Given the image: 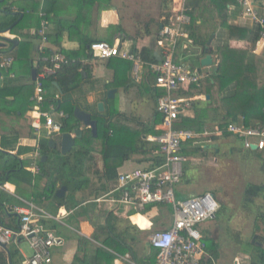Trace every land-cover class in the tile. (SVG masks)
<instances>
[{"label":"crops","instance_id":"1","mask_svg":"<svg viewBox=\"0 0 264 264\" xmlns=\"http://www.w3.org/2000/svg\"><path fill=\"white\" fill-rule=\"evenodd\" d=\"M174 1L164 0L159 8L149 7L151 6L152 0H9V2L3 0L0 3V10H3L9 4L12 6V16H18L15 24L26 17L24 24L27 26L18 31V33L11 32L10 29L13 26L8 27L10 29L3 35L9 39H17L18 43L14 46L4 43V47L0 50L2 55H10L14 58L13 65L8 70L0 68V70L7 71L10 74L8 79H4L0 71V90L10 81L11 85L8 86H12V88L9 89L21 88V93L15 95V92H11L8 97L0 99V106L4 104L6 107L5 112L8 111L10 113L7 112L8 122L0 123V151L12 155L19 151L20 155L17 158L21 163L20 168L29 171L32 176L31 181L28 182L12 177L9 178L8 173H5V181L0 184V191L14 196L18 201L15 206L27 208L30 203L49 216L41 217L35 213L32 218V225L39 233H51L63 240L62 246L55 247L52 250L50 264H154L156 251L149 245V235L155 230L168 228L171 224V216L168 207L151 205L141 215L131 205L117 201L119 191L115 190V187L118 175L137 168H144L149 163L153 164V162L139 163L141 161L139 160L140 158L123 161L116 168V179L107 182L105 178L106 168L103 165L104 162L101 155L103 143L100 141H92L89 143V148L92 152H96L94 154L96 159L95 167L99 172L98 175L89 176L88 178L79 177L73 191H70V188L66 185H62L59 181H56L57 183H55L52 191L54 199L43 196L36 199L37 201L33 203L32 195L34 184H36V178L41 176L39 163L43 164L46 160L51 161L55 160V158H53L54 155H51L52 157L46 158L42 163L41 158L44 156L37 149L41 141L47 140L49 146L51 140L46 138L43 132H40L39 136L35 132L34 124L36 125L37 121L32 116V104L30 102L35 81L32 82L31 80V71L35 70L40 60L43 61L51 54L68 55L79 59L83 67L88 68L89 79L87 80V75L84 69H82L80 71L82 74L80 80L82 87L71 95L74 102L80 106H83L86 102L92 110H96L97 105L103 103L101 100L102 96H107V91L109 90H115L112 99L109 100L116 99V106H114L113 102L108 105V109L112 110L113 108L118 112L119 117L116 119L120 120L121 125L129 127L130 129H138L141 131L140 135L142 137L145 132L143 130L152 127L157 122L155 124L156 131L161 133L159 127L162 122L160 123V118L154 114V104L149 99L150 92L149 94L146 93L148 91L146 89L148 86L147 77L142 74L141 65L139 66L137 77L132 75V69L130 72H123L118 79V86L107 90L106 86L113 80V69H119V64L123 68L120 62L123 61V64L127 65L129 61L120 58H115L111 63L99 61L95 58L90 60L86 58V52L84 51L88 47L86 45L87 42H106L109 44H119L121 50L133 52L134 49L136 50V54L142 52V54L146 53L150 56V53L153 54L155 51H159L160 53V49L157 46V34L162 25L171 23L173 19ZM182 1L179 0V3L181 4ZM12 2L16 5L11 4ZM200 2L201 0H198V5L194 12L190 11L192 13L191 22L185 26L191 44L187 43V49L183 50L178 44L177 49L179 47V51L175 49L176 55L173 59H176L177 63H184L183 59L186 57L184 53L190 50L189 55L192 58L195 59L198 57L201 53L202 44L206 41L207 50H211L212 65L210 67H202L200 65V60L207 55L206 53L197 61L198 67H200L198 69L203 73L204 77L213 73L214 67L218 63L216 51L227 44L233 49L250 50L257 55L264 54V48L258 41L254 44L245 41L229 42L227 28L218 20L216 5L213 4L212 0H209L208 4L212 10H204L201 8ZM229 8L231 11L228 20L229 25H239L246 29L256 27L249 20L244 19L241 12L236 13L232 10V7ZM43 20L47 24V43L44 45V50L51 51L47 56L39 50L40 39L38 31ZM35 22H38V26L33 25ZM21 42H26L29 45H27L25 50H21L20 58H22L16 59L17 49ZM189 55L187 54V56ZM179 92L181 91L174 94L175 97L191 99V102H203L209 99V96H207L208 99H206V96L189 98L180 95ZM47 93V96H61L58 89H50ZM28 94H30L29 97H27ZM143 99L149 102L151 106L147 102V105L143 104ZM183 117L193 118V108L187 110ZM55 120L59 119L55 116ZM240 120L241 118L236 122H240ZM216 121L214 117L211 118V120L207 121V126L211 128L217 125L218 123ZM39 123L43 125V120L41 119ZM78 129L81 132L88 130L82 125ZM149 135L155 134L149 133L146 136ZM14 138L17 141L13 147V151L1 149L3 139H5L6 144H10V140ZM92 138L94 137L92 136ZM52 140L55 148L49 147L60 151L61 136L54 137ZM77 140L79 139H75L73 148L78 145L76 143ZM232 140L240 142L232 135L227 138L218 136L215 141L212 140L211 142L220 141L221 146H226L224 142L232 144ZM151 144L155 145L154 143ZM202 147L207 148L206 145H202ZM238 149L243 150L246 155H249L247 153L249 150H245L243 146L242 149ZM36 150H38V155L34 157L33 155ZM215 150L217 151L218 149L215 147ZM155 152L152 150L142 151L138 149L133 154L139 157L145 155L157 156ZM249 157L251 156L249 155ZM70 162L73 163L74 160L72 159ZM32 163L37 165L38 174H33L29 170ZM260 164L262 165L261 162ZM185 167H183V175ZM262 171L261 173H263L264 179V170ZM43 186V182L36 184L38 193L41 192ZM63 187L66 188L64 196L62 198H56V192ZM103 187H106V190L101 192ZM245 189L246 186L244 187V191ZM176 190L177 197H180L178 195L180 184ZM201 192L199 191L195 195L201 194ZM209 192L215 197L213 192ZM55 198L66 199L67 201L71 199V201L67 203L68 206H60ZM216 200L218 201L217 198ZM107 204H111V207L108 209L106 208ZM5 213L16 216V223L18 224L21 215L16 214L14 211L11 212L4 207L3 211L0 210V218ZM153 215L156 216L153 219H148ZM39 220H44L46 222L45 226L38 227L35 223ZM142 220H144L145 224H143ZM216 220H213L212 223ZM208 223L211 225H207ZM208 223L202 227L200 226L199 231L203 236V241L206 239V246L207 243L212 242L218 250V259L213 261L212 264H224V260L221 259L220 243L218 242L220 235H218L219 228H213L212 223ZM215 229H217L216 232ZM215 234L218 236H215ZM95 235H97V238H95ZM254 238L251 241L252 245L256 243V246L261 247L262 245L256 242V235ZM23 242L27 244L29 251L23 249L21 246ZM7 245L9 252H14L12 257L10 254V259H8L6 254L8 264H20L24 257H29L32 254L26 239H13ZM250 252L246 253L241 251V254H243L245 261L249 259L251 263ZM235 259L241 264L237 257L232 259V264H234L233 260Z\"/></svg>","mask_w":264,"mask_h":264},{"label":"trees","instance_id":"2","mask_svg":"<svg viewBox=\"0 0 264 264\" xmlns=\"http://www.w3.org/2000/svg\"><path fill=\"white\" fill-rule=\"evenodd\" d=\"M6 1L9 2V0ZM208 1L209 0H201L200 5L202 9L211 11L212 8L209 6ZM212 2L217 7L218 20L222 22L227 28L229 42L245 41L254 44L256 41H258L259 35L257 27L246 29L239 25L228 24L229 13L231 12L229 7H232V10L236 13H242V8L240 5H238L237 0H212ZM11 4L16 5L14 2ZM197 5L198 0L185 1V13L189 15L190 22L192 17L191 12H194V10L197 8ZM11 7L12 6L9 4L3 10H0L1 30L7 29L10 24L18 20V16H12ZM24 19H26V17H24ZM24 19H21L17 24H15L10 29L11 32L18 33V31L26 28L27 26L24 24ZM37 24L38 22H35L33 25L38 26ZM189 29L191 28L189 27ZM92 43L94 42H87V49L85 51V48L83 49V51L86 52V58L90 60L94 59L91 56L89 50V46ZM206 43L207 41L202 44L201 53L195 58L196 62L199 61L200 57L207 52ZM27 45L29 44L26 42H21L19 44L17 55L15 56L16 59L20 58L21 50H25ZM50 53V50H44L45 56L49 55ZM133 53L136 55V50L133 49ZM138 54L140 55L142 61L140 64L141 72L147 77L148 86L146 89H148V91L146 93L149 94L150 92L149 99L154 104V114L160 118L159 121L161 123L162 118L156 112V103L159 97L165 95V92L164 90L156 87V74L150 66L151 63L156 64L157 61L151 53L150 56L146 53L142 54V52L137 53V55ZM216 54L218 56V63L216 67H214L212 74L205 76L200 81L199 86L192 85L186 89L179 90L181 91L179 93L182 96L190 98L196 96H209V99L203 102H192L191 108H193L194 117L187 118L179 116L178 120L174 124V128L177 130H192L195 132H201L205 128H210L207 126V121L214 117V119L217 120L216 122L218 123L217 125L219 128L223 130V137L226 138L230 137V135L225 132L227 124L236 122L240 118L243 119L244 126L246 128L251 127L264 130V54L257 55L250 50L233 49L229 44L219 48L216 51ZM37 55L40 56L38 53ZM65 57L69 62L61 65L60 69L54 75L49 76L43 81V87L47 92H49L50 89H58L61 94L58 99H55L53 95L47 96L45 100V108L54 103L55 110L64 113L65 117L63 118L61 127V134H63L73 133L79 128L80 124L73 116L74 109L78 107L81 111L89 113L91 120L96 122L97 136L92 138L90 133L91 131L89 129L84 130L82 132L81 138L76 142L78 145H76L75 148L71 150V152L64 156L61 155L60 151L51 149L48 146L47 140H43L39 143L40 154L46 158L54 155L53 158H55V160H46L43 164L39 163L41 176L36 178V184L43 182L44 186L41 188V192L38 193V187H36V184H34V191L32 195L33 203L37 201L36 199H39L43 196L45 198L52 197V199H54L52 191L55 183L58 181L60 184L66 185L68 188H70V191H73L77 180H79V177L88 178L89 176H95L99 174L95 167V155L89 148V143L92 141H100L103 143L101 155L104 162L103 165L106 168V176H104L107 182L114 181L116 179V168L123 161L140 158L139 160L141 161L138 160L139 163L152 161L154 166H159L162 161V158L159 156L145 155L139 157L138 155L133 154L138 149L142 151H156L158 149L156 145H153L146 140L147 134L152 133L158 135L160 133L156 131L155 128V124L157 122H155L152 127L143 130L145 132L143 133L142 138L140 135L141 131L138 129H130L129 127L121 125L120 120L116 119L119 117L118 112L113 108L112 110L108 109V105L112 104L114 100L107 99V96L103 95L101 98L104 104L103 113H98L97 109L92 110L90 106L86 104V102L83 106H80L78 103L72 100L71 95L75 93L77 89L82 87L80 84V80L82 78L80 71L84 69L88 80V68L83 67V64L79 59H75L68 55H65ZM115 58L116 57L107 60H98L111 63ZM175 61L177 62L176 59ZM120 63L123 68H121L119 64V69H113V80L106 86L107 90L117 87L119 84L118 79L120 74L123 72H130L132 69L131 62H126L127 65L123 64V61ZM43 66L44 62L40 60L35 67L36 73H38ZM8 84L11 85V82L9 81ZM9 88H12V86H4L0 90V99L8 97L11 92H15V95L21 93V88ZM230 89L232 90L228 91ZM29 95L30 94H28L27 97H29ZM0 110L3 111V108L1 107ZM216 139L217 137H212L205 141H215ZM16 141L17 139L14 138L10 140V144H6L5 139H3L1 149L13 151ZM201 143H204L202 139L192 140L185 146V148L182 149V153L190 158L195 154V152H203V150H201L202 146H199ZM190 145H194V148H189ZM247 153L252 157L255 156L261 159L262 168L264 170V149L255 152L249 150ZM19 155V151L14 155L0 151V184L5 181V173H8L9 178L12 177L22 181H31V173L24 168H20L21 163L17 158ZM72 159L74 160L73 163L70 162ZM105 190L106 187H103L101 192ZM263 195V184H247L243 193V199L245 203L251 204L254 199ZM56 201L60 206H68L67 203L70 202L71 199L70 201H67L66 199H56ZM16 203H18V201L14 196L0 191L1 211H3V208L5 207L13 212V208L15 207ZM110 207L111 204L106 205L107 209ZM146 208L148 209L150 207L146 206L145 210ZM224 208V206H221L219 214L224 210ZM142 212H140V214H142ZM154 216L156 215H153L151 219H153ZM16 221L17 217L9 213L3 214L0 218V223L4 227L12 230H16L18 228ZM35 224H37L38 227H41L43 225L45 226L46 222L44 220H39ZM254 234L256 235V242L262 246L259 247L252 245L251 242H240L242 251L246 253L251 251L250 264H264V215L257 216L254 223ZM42 235H44V233ZM95 238H97V235H95ZM203 242L206 246V239H204ZM206 251L208 258H203L201 264H212L213 261L218 259V250L216 245H214L212 242L209 244L207 243ZM10 254L12 257L14 252L11 251ZM0 264H8L6 253L3 250H0Z\"/></svg>","mask_w":264,"mask_h":264},{"label":"built area","instance_id":"3","mask_svg":"<svg viewBox=\"0 0 264 264\" xmlns=\"http://www.w3.org/2000/svg\"><path fill=\"white\" fill-rule=\"evenodd\" d=\"M184 0L179 10L173 14L171 23L162 27L157 42L161 49V62L153 65L155 85L164 90L165 95L159 97L156 103V112L162 118L158 136H148L149 142L159 146V154L162 163L152 166L149 163L144 168H137L118 175L115 190L119 191L117 201L131 205L137 212L144 211L146 206L157 205L168 207L171 216V224L168 228L153 231L148 240L149 244L157 250L155 264H200L205 255V244L199 227L207 221L214 219L219 209L218 203L209 192L190 197H177L176 188L183 176V165L188 162L182 155V146L200 137L220 136L221 129L214 126L212 130L205 129L201 132L189 130H177L174 123L179 116L190 109V99L176 98L173 94L189 86L200 84L204 75L197 69L184 64L173 62L175 48L178 42L188 40L185 26L190 23V17L184 11ZM242 8V17L249 20L258 28V43L264 48V0H237ZM40 39V52H44L47 43V24L43 20L38 31ZM190 42V41H188ZM91 56L99 60L121 58L133 64V75L136 77L139 58L128 50H121L119 44L106 42H94L89 46ZM14 62V58L0 54V68L8 70ZM44 66L38 72L33 84L32 116L37 124H34L36 135L44 130L47 138H53L60 134L61 120L64 113L55 110L54 103L45 108L47 91L43 87V81L54 75L61 65L68 63V59L61 54H51L44 60ZM55 99L59 95H55ZM55 116L59 121L55 120ZM43 120V125L39 123ZM228 134L236 137L243 144L244 149H250L254 144L258 150L264 149V130L258 128H246L243 119L238 123H229L225 129ZM39 149V147H37ZM38 150L34 157L38 155ZM29 170L38 174V167L32 163ZM116 201V202H117ZM13 211L21 215L19 227L11 230L0 224V245L9 244L11 240L24 238L29 243L31 256L24 257L20 264H50L52 250L63 245L60 237L51 233L42 235L32 225L34 214L41 217H49L42 210H38L32 204L27 208L15 206ZM234 264H239L236 259Z\"/></svg>","mask_w":264,"mask_h":264},{"label":"rangeland","instance_id":"4","mask_svg":"<svg viewBox=\"0 0 264 264\" xmlns=\"http://www.w3.org/2000/svg\"><path fill=\"white\" fill-rule=\"evenodd\" d=\"M163 2L164 0H152L149 7L159 8ZM14 24L15 22L10 24L9 27ZM190 52L191 50L184 53L186 57L183 59V62L200 68L196 60L189 55ZM201 70L203 69L201 68ZM0 71L4 79L9 78L10 74L7 71ZM116 102L117 100L115 99L114 106H116ZM146 102L144 100L143 104L147 105L149 103ZM148 105L151 106L150 103ZM0 107H4L3 111L0 110V123H6L8 122V115L5 112L6 107L4 104H1ZM203 142L199 146L206 145L207 148L202 147L201 150L203 152H195L184 165L186 167L180 182L178 195L181 198H185L195 195L199 191H202L201 193L213 192L220 206H224L225 208L220 214V211L216 214V221L213 223L212 221L215 219L207 221L201 227L211 222L213 228H219L218 235H220L218 242L220 243L221 259L224 260V264H232V259L236 257L241 264H249V259L247 258L248 260L245 261L243 254H241L242 247L240 242L249 243L253 240L255 236L254 222L257 216L264 214V195L254 199L251 204H247L243 199V191L247 184H264L263 173H261L263 172V168L260 164L262 161L255 156L252 157L250 155L251 157H249L243 150L238 149H242V146L237 140H232V144L224 142L226 146H221L220 141L211 142L203 140ZM214 146L218 149L217 151ZM189 148L193 149L194 145H190ZM142 222L145 224L144 220ZM207 225L211 224L208 223ZM216 231L217 229H215ZM218 235L215 234V236ZM21 244L23 249L29 251L25 242ZM253 245H256V243H253Z\"/></svg>","mask_w":264,"mask_h":264},{"label":"water","instance_id":"5","mask_svg":"<svg viewBox=\"0 0 264 264\" xmlns=\"http://www.w3.org/2000/svg\"><path fill=\"white\" fill-rule=\"evenodd\" d=\"M3 0H0V2H2ZM14 26V25H13ZM12 27V26H11ZM10 28H7V29H3V30H0V50L4 47V43H7V44H10V45H15L18 43V40L17 39H9V38H6L4 37L3 35L6 34L8 32ZM211 50L206 52V56L204 58H202L200 60V65L202 67H210L212 65V58H211ZM0 54H1V51H0ZM153 56L155 58V60L157 62H160V56L158 54L157 51H155L153 53ZM35 76H36V71L35 70H32L31 71V80L32 82L35 81ZM115 90H109L107 92V98L108 99H112L113 97V94H114ZM206 99H208V97H206ZM103 103H99L97 105V109H98V112H103ZM73 116L74 118L78 121V123L80 125H82L83 127H85L86 129H89L91 131V135L95 138L97 136V125H96V122L91 120V116L89 113H85L83 111H81L79 108H75L74 109V112H73ZM81 130H76L74 132V134L72 135L71 133H63L61 135V143H60V153L61 155H66L68 154L69 152H71L72 148L74 147V144H75V139H80L81 138ZM49 146L51 148H55V145L53 143V141L49 142ZM250 150L251 151H255L256 150V146L252 145L250 147ZM46 157H42L41 158V162L43 163L45 161ZM1 187V185H0ZM65 187L61 188L59 191L56 192L55 194V197L56 198H62L64 196V193H65ZM17 226H19V222L17 224ZM255 239V238H254ZM8 245L7 244H1L0 245V249H2L3 251H5V253L7 254L8 256V259H10V252L8 250Z\"/></svg>","mask_w":264,"mask_h":264},{"label":"bare ground","instance_id":"6","mask_svg":"<svg viewBox=\"0 0 264 264\" xmlns=\"http://www.w3.org/2000/svg\"><path fill=\"white\" fill-rule=\"evenodd\" d=\"M185 1L186 0H184V2H183V5H184V11H186V9H185ZM257 1H259V0H257ZM179 8H180V3H179V0H175L174 1V11H173V14H175L178 10H179ZM163 26H165V25H162L161 26V28H160V30H159V33H158V38H157V42H158V40H159V34H160V31H161V29H162V27ZM188 34V33H187ZM188 41H190L189 40V36H188V40H183V39H181L179 42H178V44H179V47L183 50V49H187V43H189V44H191V42H188ZM184 42H186V43H184ZM178 44H177V46H178ZM157 46H158V44H157ZM177 46H176V48L175 49H177ZM158 48H159V46H158ZM160 49V48H159ZM178 51H179V48L177 49ZM176 51V50H175ZM174 51V56L176 55V52ZM131 53H133V52H131ZM134 54V53H133ZM158 54H159V56H160V59H162L161 58V49H160V53H159V51H158ZM181 54H182V52H181ZM135 55V54H134ZM135 56H137L138 58H139V63H138V71H137V74H136V77H137V75H138V73H139V66H140V63H141V59H140V57H139V55H135ZM174 56H173V58H174ZM160 62H161V60H160ZM160 62H157L156 64H158V63H160ZM173 62L174 63H177V62H175V59H173ZM156 64H152V65H150L151 66V68H152V66L153 65H156ZM178 64H184V65H187V66H190L191 68H195V69H197V70H199L198 68H196V67H193L192 65H188V64H185V63H182V62H178ZM200 71V70H199ZM201 72V71H200ZM132 73H133V66H132ZM37 74L38 73H36V76H37ZM203 74V73H202ZM36 76H35V79H36ZM199 86V85H198ZM178 92V91H177ZM177 92H175V93H177ZM174 93V94H175ZM173 94V96L175 97V95ZM177 98V97H176ZM190 98V97H189ZM185 99H187V98H185ZM191 99H190V106H191ZM192 107V106H191ZM191 107H190V109H191ZM181 116H184V115H181ZM56 121H59V120H56ZM62 121H63V119L61 120V123H62ZM231 123H238V122H231ZM244 123V122H243ZM175 124V123H174ZM228 125V124H227ZM214 126H218V125H214ZM214 126H212L211 128H205V129H208V130H212V128L214 127ZM61 127H62V125H61ZM219 127V126H218ZM227 127V126H226ZM204 129V130H205ZM226 129V128H225ZM189 131H192V130H189ZM221 131H222V134L220 135V136H223V130L221 129ZM40 132H43V134L45 135V137H46V134H45V132H44V130H41ZM195 132V131H194ZM226 132V131H225ZM227 133V132H226ZM72 134V133H71ZM161 134V133H160ZM228 134V133H227ZM62 134H61V131H60V134L59 135H57V136H61ZM73 135V134H72ZM159 135V134H158ZM158 135H149V136H158ZM229 135H231V134H229ZM57 136H55V137H57ZM147 137L148 136H146V140H147ZM212 137H218V136H211V137H200V138H194V139H209V138H212ZM47 138V137H46ZM54 138V137H53ZM53 138H48V139H50L51 141H53L52 139ZM236 138V137H235ZM193 139V140H194ZM148 141V140H147ZM192 140H190L189 142H191ZM240 141V140H239ZM149 142V141H148ZM189 142H187V143H185L183 146H182V149L183 148H185V146L189 143ZM241 142V141H240ZM149 143H153V142H149ZM242 143V142H241ZM157 147H158V149L156 150V152H158L159 151V146L156 144V143H154ZM252 145H254V144H252ZM251 145V146H252ZM242 146H243V144H242ZM255 146V145H254ZM244 148V147H243ZM245 150H247V149H245ZM248 150H250V149H248ZM256 150H258L257 149V147H256ZM156 152H155V154H156ZM157 156H159V157H161L159 154H156ZM182 155H184L183 153H182ZM185 157H187L186 155H184ZM162 158V157H161ZM187 159L189 160V158L187 157ZM161 163H162V161H161ZM186 164V163H185ZM152 166H154L153 164H152ZM183 167H184V165H183ZM183 177V176H182ZM118 178V177H117ZM182 179V178H181ZM181 182V181H180ZM180 184V183H179ZM178 184V185H179ZM116 185H117V179H116ZM203 193H206V192H203ZM210 193V192H209ZM202 194V193H201ZM210 194H212V193H210ZM212 196H213V198L215 199V201L218 203V201L216 200V198L214 197V195L212 194ZM218 205H219V203H218ZM149 206H151V205H149ZM155 206H157V205H155ZM219 209H220V205H219ZM219 209H218V211H219ZM145 210V209H144ZM218 211L216 212V214L218 213ZM216 216V215H215ZM214 219H215V217H214ZM19 227V226H18ZM9 229V228H8ZM12 230V229H11ZM152 233V232H151ZM150 233V234H151ZM150 236V235H149ZM22 239H24V238H22ZM148 242H149V240H148ZM205 244V243H204ZM150 245V244H149ZM151 246V245H150ZM152 247V246H151ZM153 248V247H152ZM154 249V248H153ZM155 250V249H154ZM156 251V257H157V250H155ZM208 255H207V251H206V246H205V255L201 258V260H200V264H201V261H202V259L203 258H208L207 257ZM156 257H155V262H156ZM236 260V259H235ZM235 260H233V262H235ZM155 264V263H154ZM240 264V263H239Z\"/></svg>","mask_w":264,"mask_h":264}]
</instances>
